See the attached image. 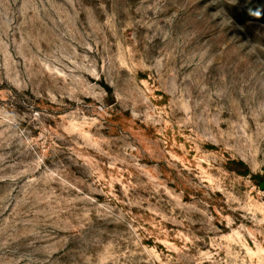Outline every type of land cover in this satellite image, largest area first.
Segmentation results:
<instances>
[{"label":"rangeland","instance_id":"374dc122","mask_svg":"<svg viewBox=\"0 0 264 264\" xmlns=\"http://www.w3.org/2000/svg\"><path fill=\"white\" fill-rule=\"evenodd\" d=\"M264 0H0V264H264Z\"/></svg>","mask_w":264,"mask_h":264},{"label":"water","instance_id":"95a60500","mask_svg":"<svg viewBox=\"0 0 264 264\" xmlns=\"http://www.w3.org/2000/svg\"><path fill=\"white\" fill-rule=\"evenodd\" d=\"M263 187H264V185H263Z\"/></svg>","mask_w":264,"mask_h":264}]
</instances>
